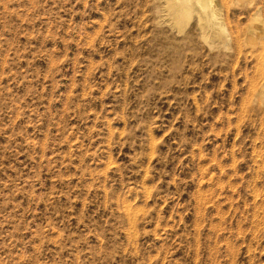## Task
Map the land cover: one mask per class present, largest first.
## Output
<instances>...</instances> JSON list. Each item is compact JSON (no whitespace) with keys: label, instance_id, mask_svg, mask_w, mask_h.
Segmentation results:
<instances>
[{"label":"rangeland","instance_id":"374dc122","mask_svg":"<svg viewBox=\"0 0 264 264\" xmlns=\"http://www.w3.org/2000/svg\"><path fill=\"white\" fill-rule=\"evenodd\" d=\"M165 1L0 0V264H264V0Z\"/></svg>","mask_w":264,"mask_h":264},{"label":"bare ground","instance_id":"6f19581e","mask_svg":"<svg viewBox=\"0 0 264 264\" xmlns=\"http://www.w3.org/2000/svg\"><path fill=\"white\" fill-rule=\"evenodd\" d=\"M165 8L167 10H171L177 18L178 23H176L174 26L183 28V26L185 27L191 21H194L196 29L198 30L197 32H199L201 38L205 40L206 42H208L209 45L211 46H217V44L224 45V47H226L225 49L226 51L231 50V42L232 43L235 42V41L234 42L232 41L233 39H235L234 31H233L232 26L228 27L225 20L223 19L222 6L221 4L217 2V0H167L165 1ZM260 13H261V9L259 7L254 16H255V20L259 21L260 24L262 25L264 23V17L262 15L260 16ZM240 30L242 29L240 28ZM240 38L242 37L240 36ZM255 43L257 44V46L264 49V33L257 36V38L255 39ZM239 50H237L236 52H238ZM254 51L256 50L254 49ZM256 52H259V51L257 50ZM250 54L253 55L251 52ZM257 59L259 60V58ZM262 60L264 63V55L262 57ZM252 62L254 61L252 60ZM262 76L263 77H262L261 83L258 85L257 96L260 99L261 106H264V74Z\"/></svg>","mask_w":264,"mask_h":264}]
</instances>
